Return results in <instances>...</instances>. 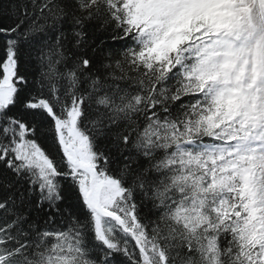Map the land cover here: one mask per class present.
Masks as SVG:
<instances>
[{
	"label": "snow or ice",
	"instance_id": "obj_1",
	"mask_svg": "<svg viewBox=\"0 0 264 264\" xmlns=\"http://www.w3.org/2000/svg\"><path fill=\"white\" fill-rule=\"evenodd\" d=\"M0 264H264V0H0Z\"/></svg>",
	"mask_w": 264,
	"mask_h": 264
}]
</instances>
